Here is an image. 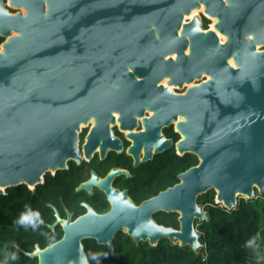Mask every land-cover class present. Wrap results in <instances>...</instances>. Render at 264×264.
<instances>
[{"label": "water", "instance_id": "1", "mask_svg": "<svg viewBox=\"0 0 264 264\" xmlns=\"http://www.w3.org/2000/svg\"><path fill=\"white\" fill-rule=\"evenodd\" d=\"M227 1L13 0L26 8V17L1 10L8 25L1 20L0 32L14 29L21 36L0 52V186L36 187L51 170L68 169L70 160L81 163L78 132L92 117L86 158L99 145L102 157L109 149L121 151L109 127L113 113L120 114L122 129L133 131L137 116L155 112L144 118V132L129 135L136 166L172 147L200 159L178 184L141 205L112 185L126 170L105 178L94 172L79 189L93 193L99 187L112 208L100 214L86 204L87 213L76 219L57 212L51 228L60 224L63 237L30 253L39 264H80L87 257L84 240L110 245L122 231L138 244L169 238L198 251L195 221L209 217L199 196L214 190L218 203L232 209L239 192L249 199L258 190L264 194V50L257 49L264 44V0ZM201 4L219 18L226 43L213 30L205 33L199 17L182 25ZM173 54L176 59L167 58ZM204 74L210 79L185 94L158 85L169 78L183 86ZM171 125L185 138H166L162 129ZM160 212L179 213L180 228L159 224L154 215Z\"/></svg>", "mask_w": 264, "mask_h": 264}, {"label": "trees", "instance_id": "2", "mask_svg": "<svg viewBox=\"0 0 264 264\" xmlns=\"http://www.w3.org/2000/svg\"><path fill=\"white\" fill-rule=\"evenodd\" d=\"M208 23L205 20V29ZM164 132L175 142L180 140V135L173 128H166ZM198 164L197 155H179L175 148L139 167L133 166L130 156L114 154L97 164L77 165L72 161L68 169L46 174L44 182L35 191L26 184L7 188L0 196V263L39 264V258L30 256V253L35 252L37 247L45 249L63 237L60 224L51 228L57 221V212L63 219L68 218L70 212L76 219L87 213L83 202H88L100 214L109 210L106 196L99 189L94 195L78 190L90 177L92 169L102 177L116 166L131 170L132 177L117 178L115 186L129 189L133 201L141 205L178 184L179 175ZM216 195V191L211 190L198 198V203L209 216L204 221H195L202 243L198 251L173 243L169 238H162L157 245L148 241L138 244L122 231L110 245L84 240L88 264H96L91 260L90 253L101 254L100 264H264V194L257 192V197L253 199L242 197L232 209L216 202ZM29 209L39 212L43 220L35 230L31 227L25 229L15 222L21 213ZM179 217L176 212L154 215L159 224L176 229L180 228ZM257 235L259 247L255 250L245 247V242ZM11 252L17 253L18 258L14 261L7 258Z\"/></svg>", "mask_w": 264, "mask_h": 264}, {"label": "flooded vegetation", "instance_id": "3", "mask_svg": "<svg viewBox=\"0 0 264 264\" xmlns=\"http://www.w3.org/2000/svg\"><path fill=\"white\" fill-rule=\"evenodd\" d=\"M46 7H47V4H46ZM1 10L3 11V12H6L8 15H10V16H16V15H18V14H21L23 17H26L27 16V10H26V8L23 6V5H18V4H16L15 2H13V0H0V28L2 27V21H3V23L5 24V25H8V23L3 19V15H2V12H1ZM25 10V11H24ZM196 14H199L200 15V17H201V15L202 14H204V15H206V16H208V18H210V19H208V18H205V17H203V20L201 19V25H202V28H203V30H204V32H208L209 30H213V31H215L216 32V34H217V36H218V38L220 39V41H221V43L222 44H224V43H226L227 41H228V39H229V37H228V35H226V34H224V33H222L221 31H219L215 26H216V19H215V17H213V16H211V15H209L208 13H206V12H204L202 9H200V10H198V11H196V12H193L192 14H191V16H189V17H186L185 18V22H190V21H192L193 20V18H194V16L196 15ZM2 20V21H1ZM189 20V21H188ZM205 20H208L209 21V23H208V27L205 29L204 28V26H205ZM210 20H212V22L210 23ZM2 30H7V28L5 27V28H3ZM13 36H21V32H19V31H16V30H14V29H11L10 30V32H9V34L8 35H6L5 33H3V32H0V52L1 53H4V51H5V44L8 42V40L11 38V37H13ZM250 37L251 38H253V35H250ZM261 46H263V48H261ZM257 49L258 50H264V44L263 45H257ZM186 54H190V50L189 49H187L186 50ZM176 57V55H173V58H175ZM228 62H229V64H231L235 69H237L238 68V66H236L235 65V63H234V59H233V57H230L229 59H228ZM206 77H210L209 75H206V74H204L203 76H202V78L200 79V81H199V83H202V82H205L206 81ZM168 78H166L164 81H161V84L159 83L158 85H164L165 87H168V88H171V89H173L176 93H179V94H185V93H182L183 91H176L175 90V87L177 86V85H168L167 84V82H168ZM197 80V79H196ZM195 81V80H194ZM185 85H189V84H183V90H186V87H185ZM198 85V84H197ZM154 111H152V110H148V109H146L145 110V114H144V116H142V117H140V116H137L136 117V120H137V123H138V127H136L133 131H131V130H128V129H122V127H121V122H119V121H117V119H116V116H115V113H113V116L115 117V122H113V123H110L109 124V127H110V129L112 130V132H113V135H114V137H116V138H118L121 142H122V145H123V149L121 150V151H118V150H111V149H109L108 151H107V153H106V155H105V157H102V155H101V150H100V145L99 146H97V148L93 151V153H92V157L90 158V159H88V158H86V155H85V145L88 143V136H89V134L91 133V131H92V129L94 128V126L96 125V122H95V124L93 123V122H90V120L88 121V123H86L87 125H88V127L87 128H82L81 127V131H80V133H78L79 134V151H80V153H81V155H82V157H83V161L81 162V163H78V162H76L75 160H70L69 162H68V166H70L69 164H70V162H75L77 165H82V164H84V163H88V164H91V163H95V164H97V163H101V162H105L111 155H123V154H125V155H127V156H130L131 158H132V164H133V166L134 167H139L141 164H143V163H146V162H148V161H151V160H153V159H155V157L157 156V155H159V154H161V153H164V152H161V153H158V154H155V147L153 148V154H155L154 155V157L151 159V160H148V161H144V162H141L138 166H136L135 165V159H134V157H133V155L131 154V153H129V148L133 145V143H134V140L129 136L131 133H134V132H144L145 130H146V126H145V122H144V118H151L153 115H154ZM179 119H182V117H179ZM166 128H173V130L176 132V133H178L179 135H180V133L178 132V130H177V128H176V126L175 125H171V126H169V127H165V128H163L162 129V133L164 134V136L166 137V138H168L166 135H165V132H164V130L166 129ZM180 137H181V135H180ZM168 139H172L173 140V142L174 143H176L175 141H174V139L173 138H168ZM101 143H102V141H101ZM172 148H174V147H172ZM171 149V148H170ZM176 149V148H175ZM169 150V149H168ZM176 153L177 154H179L178 152H177V150H176ZM144 155H145V153H144V148H142V150H141V154H140V158H141V161H142V159H143V157H144ZM180 155V154H179ZM69 168V167H68ZM114 169H123V170H126L127 172H128V174H122V175H118L115 179H114V181H113V187L115 188V189H119L121 192H124V191H127L128 192V195H129V197L132 199V197L130 196V194H129V189H120V188H118V187H116L115 186V181H116V179L117 178H119V177H121V176H125V178H131L132 177V173H131V170H129V169H125V168H120V167H112L111 169H110V171L106 174V176H108L111 172H112V170H114ZM66 170V169H65ZM59 171H61V170H59ZM51 172H53L52 170L50 171V172H48V173H51ZM58 172V171H57ZM56 171H54L53 173H51V174H56L57 173ZM96 173L100 178H105L106 176H104V177H102V176H100L98 173H97V171L95 170V169H92L91 170V172H90V177L84 182V183H86V182H88L90 179H91V177H92V174L93 173ZM47 173V174H48ZM44 178H45V176H44ZM83 183V184H84ZM42 184V183H41ZM27 186H29V185H27ZM38 186V185H37ZM36 186V187H37ZM31 187V186H30ZM36 187H34L33 189L31 188V190H33V191H35L36 190ZM96 189H99L100 191H102L104 194H105V196H106V200L108 201V203H109V210L108 211H110V209L112 208V206H111V203H110V201H109V199H108V196H107V194L103 191V190H101L99 187H97V186H94L93 187V193H89L87 190H85V191H87L90 195H94L95 194V191H96ZM1 190V189H0ZM3 190H5V192H6V189H3ZM78 190H81V189H79L78 188ZM154 197V196H153ZM152 198V197H151ZM150 199V198H149ZM133 200V199H132ZM134 202V201H133ZM135 203V202H134ZM86 204H89L88 202H83L82 203V205L83 206H85ZM136 204V203H135ZM90 205V204H89ZM137 205V204H136ZM91 206V205H90ZM86 207V206H85ZM92 207V206H91ZM95 210V209H94ZM88 211V210H87ZM96 211V210H95ZM107 211V212H108ZM106 212V213H107ZM70 212H68V214H69ZM103 214V213H102ZM73 218H74V216H73ZM67 219V218H66ZM75 219V218H74ZM124 232V231H123Z\"/></svg>", "mask_w": 264, "mask_h": 264}, {"label": "clouds", "instance_id": "4", "mask_svg": "<svg viewBox=\"0 0 264 264\" xmlns=\"http://www.w3.org/2000/svg\"><path fill=\"white\" fill-rule=\"evenodd\" d=\"M17 224L25 227V229L31 227L33 230H35L37 227H39L42 223L43 220L40 218L39 212L32 211V210H27L18 217V219L15 221ZM18 248V246H15ZM245 247L250 248V249H257L259 247L258 245V235L251 237L249 240L245 242ZM91 260L96 261V264H100V259H101V254L98 253H90ZM8 260L9 261H14L16 260L17 253L16 252H11L8 254ZM80 264H88V257L86 256H81Z\"/></svg>", "mask_w": 264, "mask_h": 264}, {"label": "bare ground", "instance_id": "5", "mask_svg": "<svg viewBox=\"0 0 264 264\" xmlns=\"http://www.w3.org/2000/svg\"><path fill=\"white\" fill-rule=\"evenodd\" d=\"M224 1H226V2L228 3L227 0H224ZM200 9H202L204 12L207 13V11H206V7H205L203 4H201V6H200L199 8H194L193 10H191V12H190L189 14H185V16H184V18H183V23H182V25L185 24V23H187V22H185V18H186V17L191 16V14H192L193 12H196V11H198V10H200ZM197 17H199V18L201 19L200 15H199V14H196V15L194 16L193 20H194L195 18H197ZM215 19L217 20V21H216V26H217V24H218V22H219V18H218V17H215ZM190 22H191V21H190ZM216 26H215V27H216ZM216 28H217V27H216ZM181 32H182V28L179 29V35H181ZM205 33H206V32H205ZM188 49L190 50V48H188ZM173 55H176V54H173ZM173 55L168 56L167 58H169V57H172V58H173ZM174 59H176V57H175ZM139 79H140V78H139ZM160 84H161V83H160ZM167 84H168V85H171V84L169 83V80H168ZM163 86H164V85H163ZM164 87H165V86H164ZM165 88H168V87H165ZM115 116H116L117 121H119V119H120V114H119V113H115ZM181 117H182V116H181ZM181 120L186 121V118H185V117H182V119H179V121H181ZM90 122H93V123L95 124V122H96L95 117H92L91 120H90ZM119 122H120V121H119ZM84 124H85V123H82L80 126L82 127V126H84ZM176 124H177V122H176ZM183 138H185V135H184V134H182V139H183ZM52 171L54 172L55 170H52ZM4 187H5V186H0V189L2 190ZM31 188L33 189L34 186L31 185ZM240 194H241L240 192L237 193L238 196H239ZM217 201H219V200L217 199Z\"/></svg>", "mask_w": 264, "mask_h": 264}, {"label": "rangeland", "instance_id": "6", "mask_svg": "<svg viewBox=\"0 0 264 264\" xmlns=\"http://www.w3.org/2000/svg\"><path fill=\"white\" fill-rule=\"evenodd\" d=\"M25 11V10H24ZM201 16H203V14L201 15ZM201 19L203 20V18L201 17ZM204 21V20H203ZM212 22V20H210V23ZM261 48H263V46H261ZM207 79H206V81L207 80H209L210 79V77H206ZM166 79V78H165ZM164 79V80H165ZM169 79V78H168ZM164 80H162V81H164ZM199 81H200V79H197V80H195V81H193V82H191V83H185V84H189V85H185V87H186V90H183V86H176L175 87V90L176 91H183L182 93H186V91L191 87V86H194V85H197V84H201V83H199ZM161 83V82H160ZM88 127V125L87 124H84V126H82V128H87ZM78 133H80V132H78ZM182 137V136H181ZM200 160V159H199ZM51 173H53V172H51ZM30 189H31V187L30 186H28ZM3 189H5V187L3 188ZM258 192H259V190H258ZM217 193V192H216ZM243 196L242 195H239V199L240 198H242ZM243 198H245V199H248L249 197L248 196H245V197H243ZM216 202H218L217 201V196H216ZM222 204V203H221ZM223 205V204H222ZM224 206V205H223ZM177 243H179V242H177ZM180 244V243H179Z\"/></svg>", "mask_w": 264, "mask_h": 264}, {"label": "built area", "instance_id": "7", "mask_svg": "<svg viewBox=\"0 0 264 264\" xmlns=\"http://www.w3.org/2000/svg\"><path fill=\"white\" fill-rule=\"evenodd\" d=\"M201 17H202V18H203V17L208 18V16H206V15H204V14H203V16H201ZM208 19H210V18H208ZM188 21H189V20H188Z\"/></svg>", "mask_w": 264, "mask_h": 264}]
</instances>
